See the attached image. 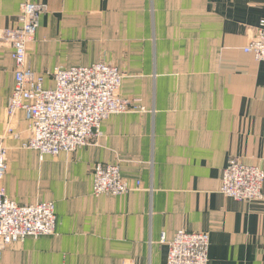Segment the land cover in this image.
Instances as JSON below:
<instances>
[{
	"label": "crops",
	"instance_id": "1",
	"mask_svg": "<svg viewBox=\"0 0 264 264\" xmlns=\"http://www.w3.org/2000/svg\"><path fill=\"white\" fill-rule=\"evenodd\" d=\"M38 1L48 11L27 44L31 67L114 64L124 74L119 95L143 109L113 114L90 144L41 159L22 146L24 112L7 115L15 60L0 43L7 194L52 200L58 215L54 234L11 243L1 263L168 264L162 233L186 229L209 234L208 264H264V199L220 191L231 157L264 169V61L244 50L264 0ZM20 2L0 0V29L18 24ZM98 161L141 185L95 195Z\"/></svg>",
	"mask_w": 264,
	"mask_h": 264
},
{
	"label": "built area",
	"instance_id": "2",
	"mask_svg": "<svg viewBox=\"0 0 264 264\" xmlns=\"http://www.w3.org/2000/svg\"><path fill=\"white\" fill-rule=\"evenodd\" d=\"M48 4L21 0L17 25L2 31L0 43L12 49L15 60V85L7 111L12 117L24 110L29 122L25 147L37 150L40 157L70 153L88 145L101 133L102 123L113 113L142 110L136 100L118 95L123 82L122 70L109 63L89 66L55 67L39 73L28 60L27 44L40 26ZM256 60L264 61V20L244 47ZM51 81L49 84L48 81ZM10 132V131H8ZM0 133V262L5 248L28 235H52L58 216L53 201L21 204L7 194L3 179L7 172L5 138ZM96 195H121L135 185L125 178L118 165L98 162L93 171ZM220 191L239 201L264 199V169L231 157L223 169ZM168 264H208L210 238L207 232L178 230L168 239Z\"/></svg>",
	"mask_w": 264,
	"mask_h": 264
},
{
	"label": "rangeland",
	"instance_id": "3",
	"mask_svg": "<svg viewBox=\"0 0 264 264\" xmlns=\"http://www.w3.org/2000/svg\"><path fill=\"white\" fill-rule=\"evenodd\" d=\"M4 29V28H3ZM3 29H0V37L2 36V31H3ZM1 41V40H0ZM1 45V44H0ZM3 46V45H2ZM8 47V46H7ZM97 63H99V62H97ZM102 63V62H101ZM104 63H107V62H104ZM109 64H111V63H109ZM112 65H114V64H112ZM114 66H116V65H114ZM15 85V84H14ZM13 93V92H12ZM12 95V94H11ZM118 95H119V91H118ZM120 96V95H119ZM11 97V96H10ZM121 97V96H120ZM10 99V98H9ZM128 99V98H127ZM130 100H133V99H130ZM7 107H8V104H7ZM18 111H23L24 112V110H18ZM17 111V112H18ZM128 111H131V109L130 110H128ZM17 112L12 116V117H10L9 116V114H8V111H7V115H8V117H9V119L11 120V119H13L14 117H15V115L17 114ZM127 112V111H126ZM24 114H25V112H24ZM113 114H117V113H113ZM113 114H111V115H113ZM111 115H109V117L111 116ZM25 117H26V114H25ZM108 117V118H109ZM106 120V119H105ZM104 120V121H105ZM28 121V120H27ZM103 121V122H104ZM103 124V123H102ZM28 129H29V122H28ZM8 131H10V132H8ZM29 131V130H28ZM3 133H7L6 134V137H7V135H9V134H11L12 133V128L10 127V126H8L7 128H6V130H5V132H3ZM29 133V132H28ZM17 136V135H16ZM28 137H29V134H28ZM28 137H27V139H28ZM26 139V140H27ZM26 140H24L23 141V143H22V146L24 147V148H28V147H25L24 146V143L26 142ZM94 140V139H93ZM92 141H90V143H91ZM89 143V144H90ZM5 146H6V155H7V160H6V162H7V165H8V147H7V145H6V138H5ZM28 149H32V148H28ZM35 150V149H34ZM35 151H37V150H35ZM38 152V151H37ZM38 155H39V157H40V153L38 152ZM46 156V155H45ZM45 156H43V158L45 157ZM53 156V155H52ZM57 156V155H56ZM41 158V157H40ZM42 159V158H41ZM98 162H100V161H98ZM98 162H95L94 163V165L96 164V163H98ZM104 163V162H103ZM108 164H113V163H108ZM94 165H93V167H94ZM114 165H118L119 166V164H114ZM119 168H120V166H119ZM121 170V169H120ZM7 171H8V167H7ZM92 171H93V168H92ZM6 174H7V172H6ZM6 174H5V176H4V179H3V182H4V185H5V177H6ZM126 178V177H125ZM129 180V179H128ZM132 184V186L133 185H135L136 184V181H135V183H133V182H131ZM92 185H93V175H92ZM6 187V186H5ZM93 187V186H92ZM135 187H139L138 185H136V186H133V188H135ZM132 188V189H133ZM131 189V190H132ZM130 190V191H131ZM92 191H93V188H92ZM129 191V192H130ZM129 192H127V193H129ZM94 193V192H93ZM126 193V194H127ZM95 194V193H94ZM125 194V193H124ZM96 195V194H95ZM101 195H105V194H101ZM122 195V194H121ZM99 196V195H98ZM42 201H52V200H42ZM36 202H39V201H36ZM36 202H30V203H36ZM54 202V201H53ZM20 203V202H19ZM21 204H29V203H21ZM55 204V203H54ZM55 207H56V205H55ZM57 213V212H56ZM58 216V215H57ZM58 225V224H57ZM57 229V228H56ZM40 236H47V235H40ZM28 237H39V236H34V235H28V236H26L25 238H28ZM24 238V239H25ZM19 240H21V239H19ZM19 240H14V241H12L11 243H13V242H15V241H19ZM11 243H9L8 245H10ZM6 249V248H5ZM2 260V259H1ZM0 264H2L1 262H0Z\"/></svg>",
	"mask_w": 264,
	"mask_h": 264
}]
</instances>
